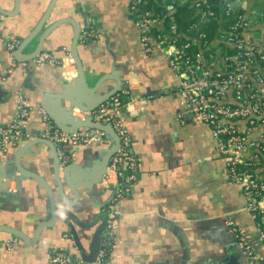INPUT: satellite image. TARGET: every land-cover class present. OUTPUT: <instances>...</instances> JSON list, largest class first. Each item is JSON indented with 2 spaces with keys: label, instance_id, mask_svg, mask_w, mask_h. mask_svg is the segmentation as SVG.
Returning a JSON list of instances; mask_svg holds the SVG:
<instances>
[{
  "label": "crops",
  "instance_id": "0c3cea01",
  "mask_svg": "<svg viewBox=\"0 0 264 264\" xmlns=\"http://www.w3.org/2000/svg\"><path fill=\"white\" fill-rule=\"evenodd\" d=\"M14 1L0 0V7L11 11ZM49 3L50 0H20L18 12L13 16L3 15L0 20L1 124L14 121L21 96L40 104L46 95L64 93L65 73L71 76L68 95L89 102L97 98V95H83L74 77L71 24H62L49 33L42 48V52L60 58L61 64L37 67L30 63L21 68L13 55L18 46L13 52L8 50L7 42L17 39L20 43ZM245 9L247 13L264 10V0H247ZM62 17L80 25L77 57L88 84L94 85L100 75L113 74L121 82L119 90L126 87L129 90L133 101L128 108L121 107L119 118L130 135L137 178L128 195L112 201L113 191L106 184L83 181L72 171L74 185L86 186L78 188V203L68 206L57 199L55 223L41 230L31 245L20 243L17 237V245L7 247L5 241L16 236L0 229V264H51L48 253L53 247L69 250L80 259L81 252L93 256L90 244L101 223L100 213L113 208L119 214L115 217L114 241L106 262L100 263L95 258L91 264H255L244 255L229 225L233 221L250 231V239L260 251L252 233L254 217L244 209L242 191L227 178L209 128L194 119L179 97V82L165 55L158 50L151 53L143 50L141 30L130 11V1L57 0L47 23L22 53L33 51L39 35ZM62 64H65L63 69ZM115 84L114 79L106 80L102 93ZM60 105L68 109L69 103L61 100ZM43 128L41 116L32 111L24 121L23 133L35 137ZM112 145L109 137L91 144H66L65 163L94 174ZM15 152L13 147L0 155L4 161L0 162V225L13 227L29 238L38 223L50 219V207L45 191L36 181L14 177ZM52 160L50 149L39 143L22 156L21 164L52 181ZM108 183L115 185L114 179ZM65 195L73 199L67 187ZM91 220L96 225L81 226ZM71 228L81 249L73 239Z\"/></svg>",
  "mask_w": 264,
  "mask_h": 264
},
{
  "label": "built area",
  "instance_id": "2783aa9c",
  "mask_svg": "<svg viewBox=\"0 0 264 264\" xmlns=\"http://www.w3.org/2000/svg\"><path fill=\"white\" fill-rule=\"evenodd\" d=\"M135 24L141 30L140 43L146 53L160 51L175 73L178 95L200 123L205 124L223 160L228 179L237 184L244 198V209L254 217V235L260 251L250 239V231L229 221L231 230L247 259L264 264V10L246 11L247 0H129ZM159 8V9H158ZM177 8L188 15L175 14ZM183 15V16H182ZM3 14L0 13V20ZM216 22L215 35L208 39L206 28ZM19 40L7 42L13 52ZM55 54L40 52L30 61H19L43 67L61 64ZM127 96L124 104L120 97ZM133 99L123 88L90 112L94 122L110 125L119 137V147L111 155L104 181L114 179L117 185L112 201L128 195L137 178V161L130 152V135L119 118L122 106ZM32 111L44 123L41 137L55 143L91 144L103 140L105 132L84 128L65 132L55 125L45 109L24 97L18 99V112L9 125L0 124V148L7 150L12 138L23 134L24 121ZM61 164L67 156L58 148ZM257 164L260 167H257ZM263 168V169H261ZM109 218L100 234L96 259L106 262L114 241V221L119 211L106 210ZM68 239L69 236L65 235ZM18 238L6 240L7 247L17 245ZM51 264H91L64 248L49 249Z\"/></svg>",
  "mask_w": 264,
  "mask_h": 264
},
{
  "label": "water",
  "instance_id": "95a60500",
  "mask_svg": "<svg viewBox=\"0 0 264 264\" xmlns=\"http://www.w3.org/2000/svg\"><path fill=\"white\" fill-rule=\"evenodd\" d=\"M57 0H50V3L48 7L46 8L45 12L39 19V21L35 24L33 29L28 33V35L19 43L18 47L14 51V58L18 61H30L34 57H36L40 52H42V48L44 45V41L47 38V35L51 33L53 30L58 28L62 24H71L74 27L73 30V36L72 41L70 45V55H71V61L72 64L75 65L74 70V77L77 80L78 84L80 85L83 95H97V98L93 101H86L83 97H75L68 95V87L70 84L69 77L70 74L65 73L63 74V79L66 85V88H64V93L60 94H51L46 95V97L42 98L40 105L45 109L49 117L52 119L55 125L59 127L61 130L65 132L75 131L78 129H84V128H97L105 132V135L103 139L109 137L111 140H113V145L110 147V149L107 151L105 156L102 158L100 163L98 164V168L96 173L90 174L88 171H85L81 167L75 164L71 163H65L61 164L57 150L58 148L63 151V146L70 143H55L48 139H45L41 137V135H37L35 137H29L26 136L25 133L22 134V136L14 142V138L11 139L9 145L7 146V152L10 148H15V156H14V166L16 168V175L14 176L17 179H26L30 178L34 181H36L39 186L45 191L48 201H49V207H50V219L48 221H42L38 223L35 227L34 233L31 237H27L24 233L20 232L19 230L9 227L6 225H0V229H4L5 231H8L12 233L14 236L18 237L20 240V243H24L25 245H31L35 243L37 240L38 234L43 230L44 228L51 227L57 218V199H59L63 204L68 206H74L78 203L80 198L79 189L81 187H85L84 183L79 184L78 186L74 185V182L72 180L71 172L75 171L77 172L83 181L91 180L93 183H103L105 186H108L109 189L113 191L111 194V199L114 196V193L116 192L117 185H112L104 181V177L107 174V165L109 162V159L111 155L117 150L119 147V137L115 133V131L111 128L110 125L102 124L98 122H94L91 119L90 112L98 107L103 101L108 99L111 95H113L115 92H117L121 87L120 80L115 77L113 74H104L100 75L98 79L95 81L94 85L90 86L87 82L86 76H85V70L83 69L78 57H77V44L80 39V25L70 18H59L50 25H48L47 29L42 32L38 37V42L36 44V47L33 51L27 54H23V50L32 42L33 39H35L38 34L41 32V29L43 26L47 23L53 9L55 6ZM19 4L20 0L14 1V9L11 11H6L5 9L0 7V13L5 16H13L15 13L19 10ZM65 64L61 65V68L63 69V66ZM91 78H94V76H91ZM74 79V78H73ZM108 79H114L116 84L115 86L110 89L109 91L102 93V87L105 84L106 80ZM52 100H56V103L53 104ZM61 100H66L69 103L68 109L61 107ZM59 110V111H58ZM11 122L8 123H0L1 125H9ZM42 143L46 145L52 155V181L47 180L42 175L35 173L29 169H26L21 164L22 156L27 153V151L34 145ZM4 151L0 148V155L2 156L6 154ZM4 153V154H3ZM0 162H4L2 159H0ZM8 179V177H5ZM65 187H67L73 194V199H67L65 195ZM56 188V190L54 189ZM86 191H88L86 189ZM109 197V198H110ZM111 199L109 201H106V204H109ZM105 205V204H104ZM109 218V215L107 211L100 213V220L101 223L98 225L96 230L93 233L90 249L92 251L93 256L90 257L87 256L85 253L81 252V260L86 261H94L96 258V252L98 248L99 243V235L101 231L104 229V227L107 224V220ZM96 223H93L92 220L84 225H81L83 228H91ZM72 231L73 239L78 246L80 247V242L78 241L75 230L72 228L70 229ZM6 242V241H5ZM69 251V250H68ZM70 252V251H69ZM244 253V252H243ZM72 255V253L70 252ZM246 256V254L244 253ZM80 259V258H79Z\"/></svg>",
  "mask_w": 264,
  "mask_h": 264
},
{
  "label": "trees",
  "instance_id": "16d2710c",
  "mask_svg": "<svg viewBox=\"0 0 264 264\" xmlns=\"http://www.w3.org/2000/svg\"><path fill=\"white\" fill-rule=\"evenodd\" d=\"M159 9V8H158ZM187 9H181V8H177L176 9V11H175V14L176 15H178L179 13H183V14H185V16H187L188 15V13H187ZM183 16V15H182ZM178 18H179V15L177 16ZM216 28H217V25H216V22L215 21H213V23H210L209 25H208V27L206 28V31H207V38L208 39H210V38H212L214 35H215V33H216ZM128 100V97L127 96H125V97H123V96H121L120 97V99H119V104H124L126 101Z\"/></svg>",
  "mask_w": 264,
  "mask_h": 264
}]
</instances>
